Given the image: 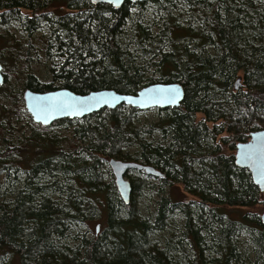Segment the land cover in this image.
<instances>
[{
    "label": "trees",
    "instance_id": "trees-1",
    "mask_svg": "<svg viewBox=\"0 0 264 264\" xmlns=\"http://www.w3.org/2000/svg\"><path fill=\"white\" fill-rule=\"evenodd\" d=\"M216 1V7L207 4L208 30L191 32L167 13V20L155 34L154 28L133 22L131 7L144 9L149 3L162 6L171 0L125 3L119 10L93 5L89 0H0L1 23L21 20L23 11L31 14L23 22L29 31L50 22L55 51L65 59L54 76L62 88L79 95L100 90L136 95L152 84L180 83L185 90L180 108L159 109L166 112L165 118L152 129L170 137L163 144L144 140L133 124L140 110L122 105L81 122L101 121L78 132L87 145L86 155L58 150V156L30 159L23 189H14L13 200L0 205L1 255L18 264H264V225L260 217L242 212L264 206V193L254 185L248 170L236 166L233 154L237 144L264 129V0ZM59 3L69 13H58ZM167 41L169 48L164 49ZM207 47L214 54L207 53ZM154 54L160 57L155 64L162 75L158 80L148 77L147 59ZM239 74L245 93L232 91ZM26 89L47 92L58 88L43 85L29 74ZM199 114L204 120H196ZM73 122L66 119L52 126ZM224 133L228 136L217 141ZM134 139L141 146L138 159L142 164L154 166L165 175L157 178L160 189L180 184L199 200L195 216L187 211L184 235L190 238L191 253L185 250V239L182 246L169 245L167 250H161L152 239L173 213L170 198L161 200L151 223L139 217L135 200L153 185L133 178L130 203L126 205L115 185L103 181L102 157L132 162L123 158V150ZM29 142L41 145L35 137ZM26 151L6 143L0 154V169L9 170L3 161ZM139 172L141 176L143 172ZM224 208L238 210L239 218L225 222ZM86 212L105 213V228L100 226L93 239L83 238L75 247L62 244L70 224ZM243 230L251 239V252L240 244ZM206 252L219 256L208 259ZM0 264L11 263L0 256Z\"/></svg>",
    "mask_w": 264,
    "mask_h": 264
},
{
    "label": "rangeland",
    "instance_id": "rangeland-1",
    "mask_svg": "<svg viewBox=\"0 0 264 264\" xmlns=\"http://www.w3.org/2000/svg\"><path fill=\"white\" fill-rule=\"evenodd\" d=\"M173 1V2H172ZM52 2V0H46ZM203 2H206L204 4ZM58 13L66 14L69 10L63 3H59ZM216 7V0H171V2H162V6L149 3L144 9L138 7H131L132 20L134 23H141L145 27L154 28L155 34L159 27L167 20V13L171 14L177 22L184 28H190L191 32H202L206 29L208 21L206 18L210 16V8ZM21 20L10 19L7 22H0V64L3 65L5 83L0 87V154L4 152L5 145L21 147L26 149L20 157H11L6 159L4 163L8 164L9 170L2 171L0 169V205L2 203L11 202L15 197L13 190L23 189V184L28 177L29 160L39 159L45 155L58 156V150H65V152L72 153L75 156L81 157L86 155L85 147L87 146L79 136L80 130L84 127L97 126L101 121L99 119H92L87 123H81L82 119H74L71 124L54 125L49 129L42 128L41 125L33 121L32 116L28 113L23 98L26 89V82L29 74H34L41 84H50L52 88H62V83L57 78H54L58 73L60 66L65 63V59H61L58 52L55 51L53 31L49 27L50 22L45 21L40 24L36 30L29 31L23 24L24 18L31 17L29 12L23 11ZM53 12L48 17L52 18ZM133 23L129 25L131 28ZM208 30V29H206ZM182 40L186 42V39ZM198 43L200 41H197ZM195 44L191 41V44ZM197 43V44H198ZM170 43L167 41L164 44V49L169 48ZM207 53H213V49L207 47ZM150 71L149 78L158 80L161 78V73L158 66L155 64L159 62L160 57L156 54L149 56ZM147 66L148 64L145 63ZM240 80L239 90L235 89L237 81ZM244 80L241 74L234 80V87L232 89L235 93H245ZM130 108V107H129ZM110 111V110H109ZM166 112H160L159 109H152L148 111H140L136 113L133 119V124L136 129L140 130L141 136L147 142L154 144H163L170 137L164 135L160 129H152L153 126H160L165 118ZM204 115L199 114L197 121L204 120ZM106 122L107 115L103 116ZM217 127L221 122L216 123ZM213 128V124H209ZM262 130V129H261ZM258 131V130H257ZM228 134L220 135L217 141L227 137ZM35 137L41 140V145H30L29 139ZM7 142H6V141ZM48 147L45 148V143ZM216 141V140H215ZM38 143V144H40ZM133 144V145H132ZM136 139L133 140L130 146L125 148L124 154L128 161H134L142 164L138 158L141 154V146L138 145ZM238 145V144H237ZM237 147V146H236ZM236 150L233 152L235 154ZM88 158V157H86ZM111 159L121 160L119 158L102 157L104 164L103 181L106 184L113 183L115 185V177L109 165ZM7 171L9 174L7 175ZM139 171H131L127 178L130 182L133 178H142L153 187L142 190L139 197L136 198V208L141 219L148 220L154 223L157 211L159 209L161 200L163 198H170L172 203L173 213L169 216L166 226L162 231H157L153 235V241L161 250H167L169 245L182 246L184 239L187 242L185 250L191 253L192 245L189 242L190 238L184 234L187 232V211L195 216V212L199 209V200L187 193L183 186L176 184L175 186H167L164 190L160 189V181L145 172L139 175ZM45 180H42L44 182ZM116 188V186H115ZM117 191V189H116ZM120 198V194L117 191ZM57 199L58 195H52ZM187 203V207L184 205ZM263 205H257L252 208L243 210L251 216L256 215L261 217L263 214ZM223 219L228 220L238 219V210L232 208H224L222 210ZM206 216L209 215L206 211ZM101 226L104 229L106 226L105 213H98L91 215L89 212L80 216L79 220H74L70 224V230L60 242L69 247H75L83 238L93 239L96 236V227ZM191 237V236H190ZM240 244L244 250L252 251L251 239L249 235L243 230L239 236ZM251 254V253H250ZM10 261L11 264H18L14 259L11 260L9 256H3ZM217 253L206 252L205 258L217 257Z\"/></svg>",
    "mask_w": 264,
    "mask_h": 264
},
{
    "label": "water",
    "instance_id": "water-1",
    "mask_svg": "<svg viewBox=\"0 0 264 264\" xmlns=\"http://www.w3.org/2000/svg\"><path fill=\"white\" fill-rule=\"evenodd\" d=\"M89 1L93 5L105 4L119 10L125 3L138 4L153 0ZM3 70L4 67L0 64V87L5 83ZM240 85L238 80L235 89L239 90ZM23 98L33 121L48 127L61 120L82 119L104 109L114 110L122 105L140 111L180 108L185 99V90L180 83L152 84L139 90L136 95L120 94L114 90H100L79 95L65 88L47 92L26 89ZM234 157L236 166L248 170L254 185L264 193V129L252 132L247 142L239 143ZM109 165L115 177L116 189L126 205L130 203L132 195V185L127 179L129 171L138 170L155 178L165 177L156 167L134 161L111 159ZM260 218L264 225V209ZM99 231L100 226H97L96 232Z\"/></svg>",
    "mask_w": 264,
    "mask_h": 264
}]
</instances>
